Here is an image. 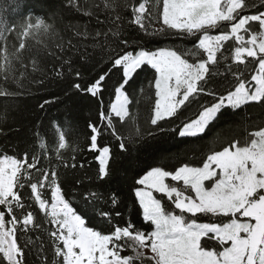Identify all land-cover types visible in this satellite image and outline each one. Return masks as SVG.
I'll return each instance as SVG.
<instances>
[{
    "label": "snow or ice",
    "instance_id": "6c2138e0",
    "mask_svg": "<svg viewBox=\"0 0 264 264\" xmlns=\"http://www.w3.org/2000/svg\"><path fill=\"white\" fill-rule=\"evenodd\" d=\"M35 7L44 9L43 0H0V97H24L33 86L39 91L62 82L67 95L96 99L100 122L88 124L83 146L78 138L70 143L67 129L56 125L55 156L44 151L46 163L28 146L22 156L0 154V264H264V0H60L44 14ZM65 16L87 20L65 22ZM189 38L184 49L145 46ZM104 64L102 74L84 81L89 66ZM140 70L152 72L148 95L144 88L140 96L131 92ZM110 74L120 81L105 112ZM153 96L150 126L142 128L129 105ZM252 106L261 109L256 130L245 127L247 135L210 150L200 166L152 167L135 181L143 186L135 197L147 230L131 220L115 222L119 211L101 210L119 203L115 193L101 191L118 164L150 138L176 132L164 122L181 119L182 109L196 107L197 114L177 125V134L196 138L223 115L252 122ZM4 119L0 114V123ZM104 134L116 151L98 144ZM85 151L95 154L94 166L77 159ZM65 184L107 231L71 205Z\"/></svg>",
    "mask_w": 264,
    "mask_h": 264
},
{
    "label": "trees",
    "instance_id": "16d2710c",
    "mask_svg": "<svg viewBox=\"0 0 264 264\" xmlns=\"http://www.w3.org/2000/svg\"><path fill=\"white\" fill-rule=\"evenodd\" d=\"M39 2V0H38ZM60 0H43L44 9L35 7L34 11L38 14H44L45 10H51L59 4ZM32 3V0H29ZM259 3V0H257ZM255 11V9L250 10ZM72 19L87 20L78 16H65V22ZM63 27V25H60ZM92 27H95L93 20ZM219 31L212 30L211 34H216ZM189 40H149L145 45L148 48L158 47H176L184 49L190 47ZM229 41L225 45V51L230 54L229 47L232 45ZM107 64L102 66H89L84 81H90L97 75L102 74ZM135 82L132 84L131 92L140 96L139 89H145V95L154 92V89L147 88L148 81L152 80V72L140 70L134 78ZM120 81L119 75L110 74L104 81L106 87L103 92V110L107 112L110 104L115 102V89ZM58 98V99H57ZM45 99L53 102L46 105L44 109L39 108V104ZM210 99V98H208ZM18 101V102H17ZM154 102V96L150 100H142L138 107L129 105L130 112L136 116L137 123L142 128H148L147 121L151 117V106ZM7 106V112L4 109ZM101 111L99 103L95 98L80 95L65 93V87L62 82H50L49 85L42 90H36L33 86L31 95L10 98L0 97V114L5 115L3 123H0V154H9L22 156L25 147L30 149L35 148L36 151L41 152V163H46L44 151L49 157L55 156V145L58 137L56 134V125L62 129L66 128V138L71 143L74 138H78L79 143L83 146L86 143V137L89 133L88 124H98L99 113ZM181 119H173L165 121L164 123L170 127H176L177 131L164 132L158 134L155 138H150L146 143L139 146V151L134 153V158L129 160L125 157L117 166V172L113 176L111 182L101 189L107 194L115 193L118 198V205L113 208L109 204H103L101 210H111L113 212L119 211L120 215L115 217V222L123 223L131 220L137 227L147 230L148 225L143 221L142 210L139 207L138 200L135 197V189L141 187L135 183L143 174H145L152 167H162L165 170L173 171L183 163H188L192 166H200L201 160L206 156L210 150H218L227 140L242 139L248 131L256 130V126L260 123L261 109L252 106L250 107L251 121L248 124L237 122L235 117L229 115L221 116L214 124L209 125L208 130L202 137L196 138H181L177 132L179 128L177 125L184 120L195 118L197 114L196 107L191 109L181 110ZM39 132L40 136L44 138L47 145L46 150H40L38 147V138L35 133ZM98 144H110L113 151H116L115 142L111 141L107 134L98 137ZM61 153L68 157L66 150H61ZM32 152L29 153L31 159ZM94 153L83 152L77 155V159L86 157L92 161V166L95 165L93 160ZM35 178V170H32ZM82 187V186H77ZM30 192V189H26ZM46 195L50 198V192L45 190ZM65 198L71 205L82 215L87 217V222L100 230L107 231L108 225L104 224L95 212L89 210L84 206L78 193H74L71 184L64 186ZM159 197L160 194L155 193ZM47 227V225H46ZM24 237L21 236L23 241ZM35 239V236H33ZM46 239V237H45Z\"/></svg>",
    "mask_w": 264,
    "mask_h": 264
},
{
    "label": "rangeland",
    "instance_id": "374dc122",
    "mask_svg": "<svg viewBox=\"0 0 264 264\" xmlns=\"http://www.w3.org/2000/svg\"><path fill=\"white\" fill-rule=\"evenodd\" d=\"M169 182H171V181H169ZM143 186H141V187H139V188H142ZM154 195H155V193H154Z\"/></svg>",
    "mask_w": 264,
    "mask_h": 264
}]
</instances>
